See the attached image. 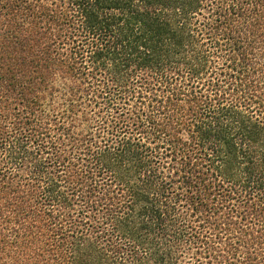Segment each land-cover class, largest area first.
<instances>
[{"label": "trees", "instance_id": "16d2710c", "mask_svg": "<svg viewBox=\"0 0 264 264\" xmlns=\"http://www.w3.org/2000/svg\"><path fill=\"white\" fill-rule=\"evenodd\" d=\"M0 264H264V0H0Z\"/></svg>", "mask_w": 264, "mask_h": 264}]
</instances>
